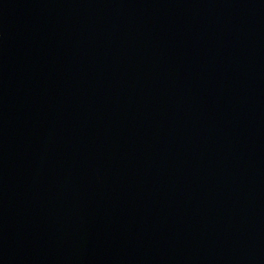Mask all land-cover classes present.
I'll list each match as a JSON object with an SVG mask.
<instances>
[{"label":"water","instance_id":"1","mask_svg":"<svg viewBox=\"0 0 264 264\" xmlns=\"http://www.w3.org/2000/svg\"><path fill=\"white\" fill-rule=\"evenodd\" d=\"M0 264H264V0H0Z\"/></svg>","mask_w":264,"mask_h":264}]
</instances>
